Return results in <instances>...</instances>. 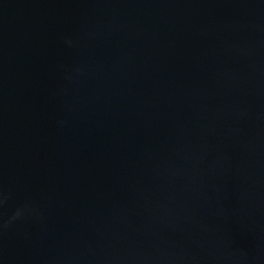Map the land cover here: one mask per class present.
<instances>
[{
  "label": "water",
  "instance_id": "obj_1",
  "mask_svg": "<svg viewBox=\"0 0 264 264\" xmlns=\"http://www.w3.org/2000/svg\"><path fill=\"white\" fill-rule=\"evenodd\" d=\"M0 264H264V0H0Z\"/></svg>",
  "mask_w": 264,
  "mask_h": 264
}]
</instances>
